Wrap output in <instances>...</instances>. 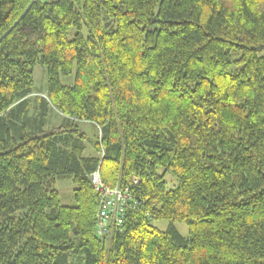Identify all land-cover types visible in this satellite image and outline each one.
<instances>
[{"label": "trees", "instance_id": "trees-1", "mask_svg": "<svg viewBox=\"0 0 264 264\" xmlns=\"http://www.w3.org/2000/svg\"><path fill=\"white\" fill-rule=\"evenodd\" d=\"M0 264H264V0H0Z\"/></svg>", "mask_w": 264, "mask_h": 264}, {"label": "rangeland", "instance_id": "rangeland-1", "mask_svg": "<svg viewBox=\"0 0 264 264\" xmlns=\"http://www.w3.org/2000/svg\"><path fill=\"white\" fill-rule=\"evenodd\" d=\"M42 3H50L55 2L57 0H40ZM84 34L87 35V28L84 27L83 30ZM77 33L76 29H72L70 32V39H73L75 34ZM75 78H76V69L74 70V73L70 76H62L61 77V83L65 86L72 87L75 84ZM34 81H35V92L40 94H47L48 93V73L47 68L42 65L36 66L34 70ZM54 122L56 125H59L61 120L59 117L54 116ZM81 131L86 135L87 137V155H95V146L94 144L97 141V138L99 137V130L97 126L89 123H81L80 124ZM160 174L164 173L163 169H160ZM165 180L168 183V189L173 190L177 187L178 182L176 178L168 173L165 176ZM56 189L58 193L60 194V200L61 204L66 207H75L77 206L76 200H75V190L76 185L71 179L67 180H60L57 182ZM154 225L159 228L162 231H165L169 227L168 221H159L154 222ZM176 228L181 233L182 237L189 238V229L187 224L185 223H177Z\"/></svg>", "mask_w": 264, "mask_h": 264}, {"label": "built area", "instance_id": "built-area-1", "mask_svg": "<svg viewBox=\"0 0 264 264\" xmlns=\"http://www.w3.org/2000/svg\"><path fill=\"white\" fill-rule=\"evenodd\" d=\"M93 183L96 192L101 196L97 234L101 238L112 236L123 224L126 210L132 201V193L129 189L106 187L98 173L94 175Z\"/></svg>", "mask_w": 264, "mask_h": 264}]
</instances>
